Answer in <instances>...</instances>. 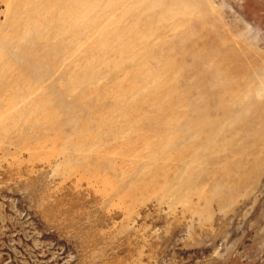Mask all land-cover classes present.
<instances>
[{
    "label": "rangeland",
    "instance_id": "374dc122",
    "mask_svg": "<svg viewBox=\"0 0 264 264\" xmlns=\"http://www.w3.org/2000/svg\"><path fill=\"white\" fill-rule=\"evenodd\" d=\"M0 264H264V0H0Z\"/></svg>",
    "mask_w": 264,
    "mask_h": 264
},
{
    "label": "bare ground",
    "instance_id": "6f19581e",
    "mask_svg": "<svg viewBox=\"0 0 264 264\" xmlns=\"http://www.w3.org/2000/svg\"><path fill=\"white\" fill-rule=\"evenodd\" d=\"M132 33V32H131ZM136 39V38H135ZM135 41H137V40H135ZM132 42V41H131ZM137 44H138V42H137ZM123 45V44H122ZM133 45L134 44H127V45H125V46H123V49H122V54H131L132 56H134L133 55ZM145 56H147V55H145ZM130 57V56H129ZM149 57V56H148ZM142 59H143V57H142ZM141 61H144V60H141ZM142 63H145V62H142ZM171 65V64H170ZM141 66V65H140ZM145 66H147V64L145 65ZM150 67V66H149ZM165 67V66H164ZM182 67V66H181ZM146 68V67H145ZM148 68V67H147ZM142 69H144V68H142ZM162 69V68H161ZM153 70V69H152ZM165 70V68L163 69V71ZM169 70V69H168ZM151 71H149V73H150ZM156 72V71H155ZM155 72H151L150 74L148 73V71H147V73L149 74V77H151L150 79L151 80H153V81H155V83H157V78H159L158 76H157V74L155 73ZM140 71L138 70V68H136L135 70H134V72L132 73V80L133 79H139V76H140ZM171 73H172V71H171ZM144 74H146V73H143V75ZM217 75V74H216ZM219 75V74H218ZM145 76V75H144ZM90 77V76H89ZM142 77V76H141ZM143 78V77H142ZM146 78H148V77H146ZM145 79V78H144ZM148 80V79H147ZM159 81V80H158ZM213 81H215V80H213ZM136 82V81H135ZM140 81H138V83H139ZM208 82H210V81H208ZM227 82V81H226ZM142 83V82H141ZM218 83V82H217ZM214 84V83H213ZM216 84V83H215ZM219 84V83H218ZM133 88H134V86H133ZM184 88H186V87H184ZM159 90V88H154V90H152V91H150L148 94H147V96L145 97V99H140L138 102H137V107H138V105L142 102V101H147V102H150V103H152L153 105H156V106H159L158 105V102H159V100H158V93L156 92V90ZM174 89V88H173ZM160 93V92H159ZM169 93V92H168ZM169 96V95H168ZM170 97V96H169ZM182 100H183V98H182ZM169 101V100H168ZM185 100H183V102H184ZM182 102V103H183ZM188 102V101H187ZM146 103V102H145ZM144 103V104H145ZM185 104H186V102H184ZM203 104H204V102H203ZM187 105V104H186ZM191 105V104H190ZM197 105H199V104H197ZM168 106H170L169 105V103H168ZM168 106H166V107H161V110H163V109H165L164 111H167L166 109H167V107ZM160 107H159V111H161L160 110ZM194 107V106H193ZM197 107V106H196ZM201 108V107H200ZM139 110V109H138ZM198 110V109H197ZM138 112V111H137ZM140 112V111H139ZM169 112V111H168ZM171 113V112H170ZM173 113V112H172ZM189 117V116H188ZM260 117V116H259ZM201 118V117H200ZM147 119V121H149L150 119H152V118H150L149 119V117L148 118H146ZM153 120V119H152ZM151 120V121H152ZM197 120V119H196ZM143 121V120H142ZM200 121V120H199ZM238 121V120H237ZM156 122V121H155ZM191 122V121H190ZM145 123V122H144ZM193 123V122H192ZM195 124V123H194ZM142 125V124H141ZM183 125H184V123H183ZM182 125V126H183ZM187 125V124H186ZM189 125V124H188ZM145 126V125H144ZM181 126V127H182ZM139 127V126H138ZM147 127V126H146ZM189 127V126H188ZM140 128V127H139ZM145 128V127H144ZM174 128V127H173ZM148 129V128H147ZM186 129V128H185ZM139 130V129H138ZM169 130V129H168ZM142 131V130H141ZM144 131V130H143ZM146 131H148V130H146ZM179 131H180V129L179 128H177V126H176V129H174V133L175 134H178L179 133ZM182 131V130H181ZM139 132V131H138ZM145 132V131H144ZM142 134H144V133H142ZM181 134V133H180ZM171 135V134H170ZM144 136V135H143Z\"/></svg>",
    "mask_w": 264,
    "mask_h": 264
}]
</instances>
